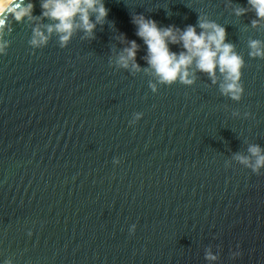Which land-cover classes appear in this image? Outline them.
<instances>
[{"label": "water", "instance_id": "1", "mask_svg": "<svg viewBox=\"0 0 264 264\" xmlns=\"http://www.w3.org/2000/svg\"><path fill=\"white\" fill-rule=\"evenodd\" d=\"M23 2L34 13L0 30V264H264V168L236 159L264 150V58L250 55L264 20L253 26L248 0H105L95 39L77 28L64 44L45 0ZM139 14L226 27L243 98L195 65L193 84L161 83ZM37 28L46 43H32ZM125 36L140 70L117 63Z\"/></svg>", "mask_w": 264, "mask_h": 264}, {"label": "clouds", "instance_id": "2", "mask_svg": "<svg viewBox=\"0 0 264 264\" xmlns=\"http://www.w3.org/2000/svg\"><path fill=\"white\" fill-rule=\"evenodd\" d=\"M248 4L257 17L252 24L254 27L258 26L259 21L264 20V0H248ZM42 8L46 17L58 21L54 26L48 27V32L61 33L62 44L69 41L77 28L82 29L88 38L95 39L96 26L105 23L109 15L105 0H45ZM34 11V3L25 4L23 0H0V30L7 24L5 17L12 16L16 21H21L24 17L31 16ZM247 11V8L241 6L235 9V14L242 16L247 14ZM77 16L79 23L76 22ZM133 23L137 28L136 35L147 45L148 55L145 59L161 83L171 85L179 80L181 83L193 84L194 80L189 77L190 68L195 65L196 69L206 73L213 83L218 82L216 80L218 70L224 77V83L220 85L222 93L235 101L243 98L245 88L241 81L245 61L235 51L233 44L226 43V27L202 16L198 18L197 25H188L184 29L176 25L161 27L156 20L142 14L135 15ZM47 39L39 28L35 29L32 41L34 45L46 43ZM124 42L128 46L124 48L117 63L125 69L140 70V65L136 63L140 45L136 40H128L126 36ZM171 44L182 45L183 51L173 52ZM250 48L252 57L264 58V48L261 47L260 41H251ZM248 151L255 157L254 163L250 157L237 155L236 159L259 175L260 169L264 168V150L259 145H252ZM241 255V252L232 253L234 259ZM206 259L215 261L218 257L209 250Z\"/></svg>", "mask_w": 264, "mask_h": 264}]
</instances>
